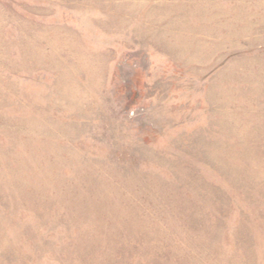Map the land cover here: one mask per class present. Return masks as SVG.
Returning a JSON list of instances; mask_svg holds the SVG:
<instances>
[{
    "label": "rangeland",
    "instance_id": "374dc122",
    "mask_svg": "<svg viewBox=\"0 0 264 264\" xmlns=\"http://www.w3.org/2000/svg\"><path fill=\"white\" fill-rule=\"evenodd\" d=\"M0 264H264V0H0Z\"/></svg>",
    "mask_w": 264,
    "mask_h": 264
}]
</instances>
